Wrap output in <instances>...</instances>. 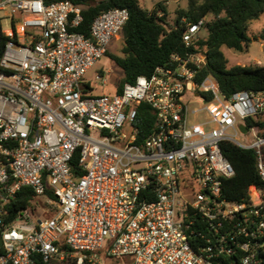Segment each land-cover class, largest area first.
I'll return each instance as SVG.
<instances>
[{
  "label": "built area",
  "instance_id": "built-area-1",
  "mask_svg": "<svg viewBox=\"0 0 264 264\" xmlns=\"http://www.w3.org/2000/svg\"><path fill=\"white\" fill-rule=\"evenodd\" d=\"M128 19L111 9L87 35L68 0H0V264H263L264 189L226 198L235 171L221 143L254 149L264 185V91L225 96L214 77L197 80L206 55L187 51L119 93L93 94L86 74ZM183 22L188 49L206 20ZM143 103L154 130L140 141ZM23 187L52 192L50 217L23 210L7 226Z\"/></svg>",
  "mask_w": 264,
  "mask_h": 264
},
{
  "label": "trees",
  "instance_id": "trees-1",
  "mask_svg": "<svg viewBox=\"0 0 264 264\" xmlns=\"http://www.w3.org/2000/svg\"><path fill=\"white\" fill-rule=\"evenodd\" d=\"M43 1L50 4L60 0ZM68 1L82 8L84 20L80 31L87 35L92 22L100 14L114 8H126L129 11V19L120 34L122 54H112L109 50L106 52L124 73L117 93L122 91L126 83H134L142 75L149 77L157 67L169 64L173 54L184 55L187 51L203 52L206 55L207 64L200 70L197 80L201 81L208 75L214 77L225 96L230 97L239 91H264L263 65L256 63L249 66H229L223 51L224 47L236 52L248 50L251 43L249 25L264 13V0H189L186 8L176 11L173 25L167 22V9L162 3L156 9L148 11L141 6L140 0ZM159 10L163 12L161 16L158 15ZM202 18L206 20L202 29L206 34H199L196 43L187 49L183 42V19L195 23ZM256 39H264V31ZM138 107L137 127L140 130L139 140L142 141L154 130V114L144 103ZM247 121L249 125L253 124L251 119ZM258 125L264 128V120ZM221 149L235 171V175L223 183V193L227 199L243 202L253 189H264L258 176L254 149H243L228 141L221 143ZM77 163L78 155L71 162L76 174ZM48 199H54L49 190L44 196H37L30 187H23L6 206L8 216L5 217L4 224L11 225L23 210L36 214L41 202L45 203ZM60 248L68 250L65 245L60 244ZM3 253L0 235V255ZM35 264L46 263L37 257Z\"/></svg>",
  "mask_w": 264,
  "mask_h": 264
},
{
  "label": "rangeland",
  "instance_id": "rangeland-1",
  "mask_svg": "<svg viewBox=\"0 0 264 264\" xmlns=\"http://www.w3.org/2000/svg\"><path fill=\"white\" fill-rule=\"evenodd\" d=\"M189 0H140L141 6L152 11L157 8L159 3H162L167 9V22L173 25L176 19V11L178 9L186 8ZM160 11V10H159ZM163 14V12L160 11ZM264 31V13L259 19L254 20L249 25V35L251 37V43L248 50L243 52H236L234 50L223 48V51L228 59L229 66L243 65L249 66L251 64H261L264 66V39H256ZM205 35L206 32L203 30L200 33ZM256 36V37H255ZM122 37L119 36L117 40H113L108 50L112 54H122ZM103 73L107 80V85H103L102 81L96 79V75ZM124 77L123 70L116 64V62L108 55H104L96 65L88 71L86 79L91 83L93 88L92 92L95 95H114L117 92V87L121 79ZM231 135H235L232 130H229ZM241 143H249L250 135L239 134L236 137ZM36 212V218H48L50 214H46L43 209H46L47 203L41 202ZM111 263V261H107ZM65 264V263H59ZM66 264H73L72 262Z\"/></svg>",
  "mask_w": 264,
  "mask_h": 264
},
{
  "label": "water",
  "instance_id": "water-1",
  "mask_svg": "<svg viewBox=\"0 0 264 264\" xmlns=\"http://www.w3.org/2000/svg\"><path fill=\"white\" fill-rule=\"evenodd\" d=\"M240 130H241L243 133H246V132H247V128H246L244 125H240Z\"/></svg>",
  "mask_w": 264,
  "mask_h": 264
}]
</instances>
